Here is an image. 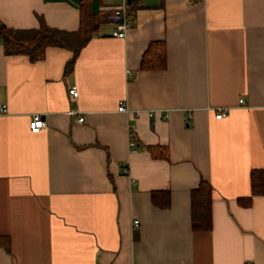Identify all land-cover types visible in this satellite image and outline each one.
Here are the masks:
<instances>
[{"label":"crops","instance_id":"0c3cea01","mask_svg":"<svg viewBox=\"0 0 264 264\" xmlns=\"http://www.w3.org/2000/svg\"><path fill=\"white\" fill-rule=\"evenodd\" d=\"M124 2L0 0L15 30L42 19L76 32L83 6L102 21L70 72L66 49L33 63L0 42V264H264V196L250 179L264 170V0H131L117 39ZM152 42L165 45L164 71L139 68ZM37 114L45 128L32 134ZM200 180L208 232L191 224Z\"/></svg>","mask_w":264,"mask_h":264},{"label":"trees","instance_id":"16d2710c","mask_svg":"<svg viewBox=\"0 0 264 264\" xmlns=\"http://www.w3.org/2000/svg\"><path fill=\"white\" fill-rule=\"evenodd\" d=\"M132 2L127 6L129 13L133 12ZM79 29L76 32L61 31L48 27L42 19H39V25L34 29L15 30L6 28L0 23V42L4 47L5 55L21 56L24 55L31 62L44 59V55L49 47L66 49L72 53V59L65 66L66 72H70L78 52L90 42L92 36L99 29L101 19L92 13L90 14L83 6L80 9ZM139 68L141 71H164L166 69V52L163 42H152L144 52L140 61ZM134 139V133L131 134ZM159 148H147L153 157H163L167 159V152L155 154ZM162 151L160 153H162ZM159 153V152H158ZM251 194L255 196H264V170L255 169L250 174ZM210 185L200 180L198 188L191 191V224L195 232H208L211 229V195ZM154 206L166 209L169 205L170 196L168 193L156 192L151 195ZM8 241L5 245H7ZM8 248V245L5 246Z\"/></svg>","mask_w":264,"mask_h":264},{"label":"built area","instance_id":"2783aa9c","mask_svg":"<svg viewBox=\"0 0 264 264\" xmlns=\"http://www.w3.org/2000/svg\"><path fill=\"white\" fill-rule=\"evenodd\" d=\"M127 1L125 0L124 4L122 6H120V8H116L113 10V14L112 17L113 19L116 21V29L115 31L112 33V36L117 38V39H121L125 36L126 32L128 29L131 28V16L129 11L127 10ZM126 76L130 77L131 73L130 71H126ZM68 95L73 98V99H77L78 97V90L76 88V86L69 88L68 89ZM239 104H243V101L240 100ZM215 114H214V118L216 120H220V119H224V117L226 116V111L221 110V109H217L214 110ZM7 112V107L5 105L0 104V114H5ZM117 112L124 114V113H129L128 109L126 108L124 103H119L118 107H117ZM81 122H83V118L80 117L77 119V123L81 124ZM43 128H45V122L43 120V117L40 116L39 114L35 115L31 121L28 124V129L30 130V132L32 134H38V132H40L41 130H43ZM133 126L130 128V140H131V147L135 148L136 147V142L135 140L132 139V133H133ZM127 169H125L124 172H126ZM133 226L135 228H138V222L134 221L133 222Z\"/></svg>","mask_w":264,"mask_h":264},{"label":"water","instance_id":"95a60500","mask_svg":"<svg viewBox=\"0 0 264 264\" xmlns=\"http://www.w3.org/2000/svg\"><path fill=\"white\" fill-rule=\"evenodd\" d=\"M127 4H128V6H129V5L131 4V0H128V1H127Z\"/></svg>","mask_w":264,"mask_h":264}]
</instances>
